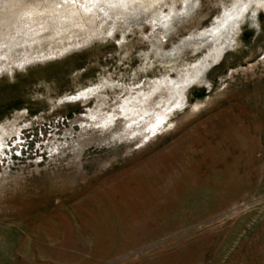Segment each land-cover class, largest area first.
<instances>
[{"label":"rangeland","instance_id":"374dc122","mask_svg":"<svg viewBox=\"0 0 264 264\" xmlns=\"http://www.w3.org/2000/svg\"><path fill=\"white\" fill-rule=\"evenodd\" d=\"M186 1L169 30L150 17L5 62L0 264H264V3L194 79V38L237 0Z\"/></svg>","mask_w":264,"mask_h":264},{"label":"bare ground","instance_id":"6f19581e","mask_svg":"<svg viewBox=\"0 0 264 264\" xmlns=\"http://www.w3.org/2000/svg\"><path fill=\"white\" fill-rule=\"evenodd\" d=\"M180 1L171 0L172 15L165 19L161 11L167 0H0V75L5 70V62L15 52L22 56L25 64L52 60L150 17L157 27L169 30L177 17L194 12V2L185 0V11L179 14L176 5ZM261 1L264 3V0H237L232 9L223 11L210 27L194 38L199 47L209 46L208 54L192 70L194 79L204 78L208 68L233 49L238 30L251 25L252 8ZM105 23L109 24L108 31ZM161 83V79H157L154 90L137 92L135 102L148 101ZM179 89L178 82L171 86L172 104L185 100Z\"/></svg>","mask_w":264,"mask_h":264}]
</instances>
